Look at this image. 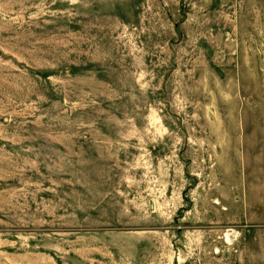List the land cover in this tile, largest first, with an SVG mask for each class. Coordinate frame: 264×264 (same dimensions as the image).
Segmentation results:
<instances>
[{"label":"rangeland","instance_id":"1","mask_svg":"<svg viewBox=\"0 0 264 264\" xmlns=\"http://www.w3.org/2000/svg\"><path fill=\"white\" fill-rule=\"evenodd\" d=\"M0 264H264V0H0Z\"/></svg>","mask_w":264,"mask_h":264}]
</instances>
